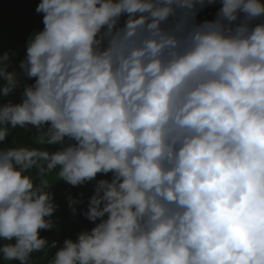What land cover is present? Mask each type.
Masks as SVG:
<instances>
[{
  "label": "clouds",
  "instance_id": "1",
  "mask_svg": "<svg viewBox=\"0 0 264 264\" xmlns=\"http://www.w3.org/2000/svg\"><path fill=\"white\" fill-rule=\"evenodd\" d=\"M35 11L43 28L20 71L0 55V260L56 249L48 264H264V0ZM16 128L35 144L7 146ZM58 181H95L82 210L94 227L59 247L40 234ZM83 203L68 197L73 214Z\"/></svg>",
  "mask_w": 264,
  "mask_h": 264
},
{
  "label": "trees",
  "instance_id": "2",
  "mask_svg": "<svg viewBox=\"0 0 264 264\" xmlns=\"http://www.w3.org/2000/svg\"><path fill=\"white\" fill-rule=\"evenodd\" d=\"M40 3V0H0V55L6 50L15 52L16 55L12 57V65L9 70L20 71L19 62L26 54V41L29 35L34 30H41L43 28L42 14H38L35 9ZM218 7V6H217ZM217 7H209L204 9L198 16V19H212ZM24 83H33L34 80H27L21 77ZM23 88L17 90L12 97L15 102L20 101V92ZM35 132V129H32ZM27 129L16 128L8 137L7 146H25L35 144L36 138L33 132ZM0 147H4L0 144ZM49 150L55 151L58 146H47ZM38 179L36 170L31 173ZM56 173L49 175V179H54ZM111 178V174H98L97 179ZM95 181L88 182L80 186H71L64 181H58L51 187L54 194L55 202L59 205L53 214L54 228L50 230H41L42 237H46L50 242L52 240L58 241V247L63 244L66 238L75 240L79 232L83 230H90L94 227V223L88 221L83 215L82 210L87 209L88 198L92 195ZM83 194L82 196L80 194ZM83 199L84 203L77 205V213L73 214L68 206V197ZM56 249H52L47 255L44 253H33L31 257L32 264H48L51 256ZM0 264H18L16 261H2Z\"/></svg>",
  "mask_w": 264,
  "mask_h": 264
}]
</instances>
